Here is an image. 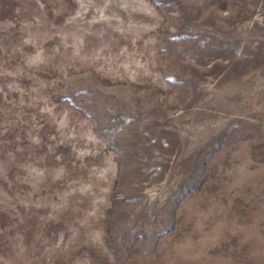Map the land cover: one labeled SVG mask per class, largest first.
<instances>
[{
  "label": "rangeland",
  "instance_id": "obj_1",
  "mask_svg": "<svg viewBox=\"0 0 264 264\" xmlns=\"http://www.w3.org/2000/svg\"><path fill=\"white\" fill-rule=\"evenodd\" d=\"M0 264H264V0H0Z\"/></svg>",
  "mask_w": 264,
  "mask_h": 264
}]
</instances>
